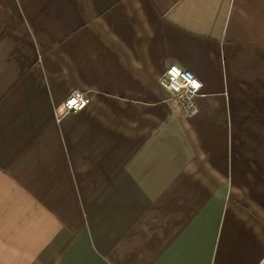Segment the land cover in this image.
Instances as JSON below:
<instances>
[{"label": "crops", "instance_id": "0c3cea01", "mask_svg": "<svg viewBox=\"0 0 264 264\" xmlns=\"http://www.w3.org/2000/svg\"><path fill=\"white\" fill-rule=\"evenodd\" d=\"M263 257L264 0H0V264Z\"/></svg>", "mask_w": 264, "mask_h": 264}, {"label": "built area", "instance_id": "2783aa9c", "mask_svg": "<svg viewBox=\"0 0 264 264\" xmlns=\"http://www.w3.org/2000/svg\"><path fill=\"white\" fill-rule=\"evenodd\" d=\"M160 82L186 115L197 114L199 107L196 98L200 94L202 83L196 75L176 63H171L165 69ZM88 102L89 97L85 92L73 90L64 102L63 114L79 111ZM260 264H264V257Z\"/></svg>", "mask_w": 264, "mask_h": 264}]
</instances>
